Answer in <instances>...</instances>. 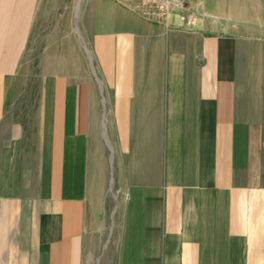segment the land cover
<instances>
[{
  "label": "crops",
  "instance_id": "crops-1",
  "mask_svg": "<svg viewBox=\"0 0 264 264\" xmlns=\"http://www.w3.org/2000/svg\"><path fill=\"white\" fill-rule=\"evenodd\" d=\"M137 1L84 0L75 35L0 0V264H84L111 185L146 264H264V39L166 29ZM29 57L47 89L24 130Z\"/></svg>",
  "mask_w": 264,
  "mask_h": 264
},
{
  "label": "rangeland",
  "instance_id": "rangeland-1",
  "mask_svg": "<svg viewBox=\"0 0 264 264\" xmlns=\"http://www.w3.org/2000/svg\"><path fill=\"white\" fill-rule=\"evenodd\" d=\"M84 0H40L39 15L61 29L66 24L71 26L75 35L79 34L80 6ZM139 1V0H138ZM185 12L195 18L210 23L216 31L224 34L234 33L238 28L251 29L256 37L264 39V0H186ZM133 12V11H132ZM140 18V17H139ZM90 51L87 43H82L81 51L84 57L86 77L93 83L100 94L101 85L97 83V74L92 72ZM87 56H86V53ZM30 56V55H29ZM92 57V54H91ZM37 59L30 58L19 69L16 92L20 104L18 115L22 116L24 130L30 128L32 106L36 103L38 94L47 89L44 69L37 66ZM93 64V59H92ZM79 73H83L80 66ZM78 73V74H79ZM39 101V100H38ZM126 197L117 195L112 185L108 187L104 197L103 211L95 213L98 220L91 230L90 239L84 247V264H146L138 255L136 244L125 243L122 230Z\"/></svg>",
  "mask_w": 264,
  "mask_h": 264
},
{
  "label": "built area",
  "instance_id": "built-area-1",
  "mask_svg": "<svg viewBox=\"0 0 264 264\" xmlns=\"http://www.w3.org/2000/svg\"><path fill=\"white\" fill-rule=\"evenodd\" d=\"M186 0H139L135 2L131 10L142 20L160 25L169 29V19L176 15L179 27L191 29L194 17L191 13L185 12Z\"/></svg>",
  "mask_w": 264,
  "mask_h": 264
}]
</instances>
